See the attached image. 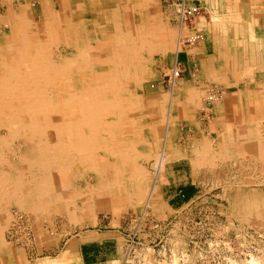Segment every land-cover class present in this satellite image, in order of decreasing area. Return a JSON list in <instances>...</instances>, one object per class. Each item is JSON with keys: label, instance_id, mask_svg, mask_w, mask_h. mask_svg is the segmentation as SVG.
Instances as JSON below:
<instances>
[{"label": "rangeland", "instance_id": "374dc122", "mask_svg": "<svg viewBox=\"0 0 264 264\" xmlns=\"http://www.w3.org/2000/svg\"><path fill=\"white\" fill-rule=\"evenodd\" d=\"M129 1L130 9L127 11L123 7L127 1L120 4L118 23H125L130 17L137 16L138 9L133 7L131 9L132 4L136 3V1ZM242 3L245 5L252 4L254 10L248 11V17L245 16V20L237 16L236 26L246 31L248 35L251 32L253 34L256 33L253 38L250 37V34L248 41L256 44L260 43L259 37L262 31H264L261 30V28L264 29V0H224L219 2L220 6L217 5L213 8V11L215 15L221 11L228 14L235 13L237 11L233 12L231 8ZM189 4L198 6L194 0H189ZM31 5L30 8L34 14V20L36 19L35 22H39L40 5L39 3H32ZM144 5V12L147 13L146 2ZM155 6L158 9L159 16L165 23V27L172 34L171 36L174 37V42L177 39L176 43L181 46L180 50L203 41L201 37L194 36L188 30L195 28V21H197L199 16L200 18L202 17L201 20H208L210 18V13L207 9L201 8L197 16L187 21L186 25L181 27L173 2L155 0ZM238 9V11L242 12V9ZM5 12L6 6L2 5L0 1V16L4 15ZM237 38H240V35ZM69 44H73V48H67V42L57 44L56 47L55 45H51L50 47L51 61L56 62L54 67L60 73L59 79H56L58 81L55 84L52 80L49 82L48 97H50V100L48 101L50 102V106L54 102L56 108L58 104L64 105L67 114L72 113L73 117L75 114L76 118L70 115L71 119L66 121L67 124L57 123L55 125L54 122L58 120V115L57 113H52L50 108L49 110L47 109L50 119L52 116L54 121H51L52 123L46 126L45 140L48 145L46 152L48 154V173H46V176L47 178L55 176L52 178L53 183L54 181L56 184L64 182L65 189L60 193V190L53 191L51 187V196L47 192L46 196H44L45 201L41 205L38 204L39 206L37 205L35 209L31 206L32 204L29 199L19 202L16 196L8 195V193L0 190V226L2 227L3 224L1 232L2 236H5L6 242L12 244L14 242L13 239L17 240L15 243H18V247L23 252V258L27 264H62V261L56 260L55 257L62 253L67 239L83 234L86 231L98 229L99 227H107L110 221L118 220L119 218L123 220L124 234L128 235L130 233L131 235L134 231H138L132 225L134 220L145 218L144 221H147L148 225L143 226V228L146 229L145 233L147 235L146 237H141L138 234L135 239L133 237V242L138 243L139 247L144 246L148 249H154L156 252L159 251L163 264H183L186 258L188 260L185 264H264V216L250 219L241 218L233 205L238 195L245 196L246 194L256 193L264 197V114L257 122L254 115L244 110L243 97L236 90L242 86V83L240 81L230 85L207 83L206 94L209 95V93L213 92L217 94V100H209V102L206 99L204 100V105L209 107L207 110L211 111L214 106H218L223 102L224 107L221 113H216L214 116L210 114L209 118L205 119H203L204 112H206L205 108H201L203 112L201 118L203 120L199 121V110L197 111V108H191L189 105H186V102L183 100L179 101L177 107H170L173 86L171 85L170 87L169 74L180 50L172 56L173 59H163L158 55L151 56V70L148 72L147 77L138 84L137 90H132L131 88H117L119 83L115 79H119L116 77L119 75L118 70L125 69L119 66L117 70L107 61L110 59L108 54L114 51L122 53V47L115 50L114 46L110 47L107 45V47L104 46L101 51L97 52L91 50L94 45L88 48L87 45ZM86 48H88L89 66L84 61L80 62V59L84 57ZM187 49L189 50V48ZM99 52L101 53L99 54ZM262 62L264 64V60ZM177 65L182 74L177 79L176 86L183 77V70L178 63ZM195 67L199 69L198 66L191 65L193 74ZM132 69L130 67V77L133 75ZM108 74L113 79L112 86L110 85L109 87L105 84V77ZM186 76H188L187 73L185 74ZM187 79L190 80L191 78L188 77ZM186 85L188 84L186 83ZM62 98H64V102H62ZM116 98L120 100L123 98L122 100L125 104L127 98L129 102L134 101L131 98H139V101L141 100L142 102L151 101L153 98H158L157 100L163 98L166 106L160 112L158 111L159 107L157 108L155 104L153 106L155 110L153 109V111L148 110L149 107L145 109L146 105L143 107L139 105L134 108L132 107L134 114L131 112L128 114L125 110L116 115V112H107L102 117V103H106L107 107V105H110L107 102H113ZM184 98H187V96H184ZM75 107H78L77 109L80 112ZM128 108L130 107H127V110ZM60 110V107H58L56 112H60ZM79 114L81 117L83 116L82 118L80 117L81 119L78 117ZM136 116H138V119ZM157 117H161L160 120L162 121L157 120ZM21 118L24 120L20 119V124L25 126L31 123V121H28L29 118L27 116L28 120L24 116H21ZM133 120H136L137 123L145 124V126L143 128L140 127L141 129L133 128L132 126H136L135 124H131ZM150 121L151 123H149ZM167 123L168 127L166 129ZM244 125L245 128H242ZM111 128L115 132V134L113 133L114 136L110 135L112 133L109 132ZM187 128L191 130L188 131ZM228 130L237 133H243V131L249 133V136L246 137L248 139L247 146L249 148L251 145V147L246 153H243V147L240 148L237 144L236 146L234 145L235 147L229 148L227 152L221 150L223 146L219 140L225 136ZM116 131H121L123 135L116 134ZM166 131L168 135L173 136L174 142L177 143L180 139L184 140L185 144L181 147L179 145V147L184 149L182 156L185 159L178 161L175 158L180 157V155L173 152L174 155L163 161L156 174V170H154V164L156 163L154 154L162 150V139ZM8 135V129L0 127V140L1 137ZM131 135H135L133 136L135 138L134 141ZM104 138H107V140H104ZM236 138L238 139V137ZM9 139L8 141H11L10 145H12V149L14 148L15 150L19 149V146H22L24 143V139L20 137ZM113 139L118 140L123 148L127 147L126 149H129L133 142L136 143L135 151L137 152H133L134 159H130L127 162L128 164H113L119 157H116V154L101 152L104 147L113 146V142L116 141ZM238 140H241V138ZM255 144H259L260 146L258 148L259 153L252 151ZM101 145L105 146L102 147ZM77 147H81L79 152H77ZM177 148L174 146V150ZM10 149L11 146L3 149L4 159H13V153L10 152ZM133 156L130 155L127 158ZM124 159L121 158V160ZM130 164H132L131 167H126V165ZM0 165H2L0 168H6L3 162ZM103 165H106V167ZM60 166L64 167L60 168ZM101 175H113L115 177L118 175L135 176L132 178L133 185L139 184L144 187L142 200L139 201L135 194L127 198V190H124V195L109 193L106 189L101 190V181L98 182V178ZM175 188L188 189L191 193L189 200L185 201L182 197L174 196L171 190ZM152 191L151 206L146 207V198ZM82 194L87 199L84 202L85 206L82 203ZM98 194H101V197ZM115 195H117L116 199H114ZM125 198L127 199L123 201ZM169 201L170 203H178L179 208H169L167 206ZM262 204L264 203L262 202ZM88 215L91 216L89 217ZM158 219L163 220V223H158ZM223 243L225 245H222ZM194 244H197L201 248L202 254L200 256L198 253L196 255L189 253ZM209 244H212V246L218 244L219 249L213 250L212 247V253L208 254L204 252L210 251L208 249ZM187 250L188 254L186 255ZM183 254L184 258H181Z\"/></svg>", "mask_w": 264, "mask_h": 264}, {"label": "bare ground", "instance_id": "6f19581e", "mask_svg": "<svg viewBox=\"0 0 264 264\" xmlns=\"http://www.w3.org/2000/svg\"><path fill=\"white\" fill-rule=\"evenodd\" d=\"M0 1L2 5L4 4L6 6V12L4 13V15L0 16V127L8 129V134H9L6 137H1L0 140V163L3 162V164H5L6 167L4 169L0 168V190L3 191L4 193H8V195L11 194L14 197L16 196L19 202H21L24 199L26 200L29 199L32 204L31 206L33 207V209H35V207H37L38 204L41 205V203L45 201L44 196H46L47 192L48 195L51 196L50 193L51 187L53 191L60 190V193L62 192V190L65 189L64 182L56 184L55 181L54 183L52 182V178H54L55 176L52 178L51 177L47 178L46 176V173H48L47 172L48 154L46 153L48 145L45 142L46 128H47L46 126L52 123L51 121H54L52 116L50 119L48 110L50 108V111H52V113H57L58 115V120L54 122L55 125L57 123L67 124L66 121L71 119L70 115H72L73 117L72 113L67 114L64 105L58 104V107H60L61 109L60 112L59 111L56 112L58 107L56 108V104L54 102H52L51 106L49 105L50 104V102L48 101L50 100V97H48L49 82L50 80H52L53 83L55 84V82L58 81L56 79H59L58 77L60 73V72L58 73L57 69L54 67L56 62L51 61L52 58L50 54L51 45H55L56 47L57 44H62L66 42L67 44L76 43L83 46L87 45L88 48H90L91 45H94L92 46L93 49L91 50H95L97 52L101 51L104 46L107 47V45L110 47L114 46L115 50L119 49V47H122L123 49L122 53L112 51L113 53L108 54V57H110V59L108 58L109 60L107 61H109L111 65H113L114 68L117 70L119 69V66L125 69V70H118L119 75L116 77L119 79H115V80H118L119 84L118 87L117 86L115 87L121 89L131 88L132 90L136 89L138 84L141 83V80H144V78L147 77L148 72L151 70V65H150L151 56L158 55L160 58L170 59L181 49V46L176 43L177 39L174 42V37L171 36L172 34L165 27V23L159 16L158 9L155 6V0H135L136 3L132 4L131 9L133 8L138 9V14L137 16L131 15L132 18L130 17L129 19H127L125 23L123 22L118 23V15H119L118 12L121 8L120 4L125 1L127 2L126 5L123 6L125 7L124 10L127 11L130 9L129 0H123V1L122 0H23V2H21V0H0ZM145 2L148 9V11L146 9L147 13H145L143 9L145 8L144 5ZM32 3L35 4L39 3L40 5V17L38 16L40 18L39 22H35L36 19L34 20L35 17L30 8L32 6L31 5ZM238 8L242 9V12L238 11L239 10ZM251 10L252 11L254 10L252 4L245 5L244 3H242L234 6V8H231V11L233 12L237 11V12L231 14V16L229 17L230 18L229 24H225L224 18L215 15L214 20L216 21V26H219L221 27V30L222 29L224 30L221 32L222 38L220 39L219 37L218 39L216 37L215 40L214 60L212 61V64L214 66L211 68L216 73L211 78L213 79L214 83H224L226 85H230L234 82L240 81L242 83V86L237 88L236 90L243 97L244 110L248 111L247 113L249 114L251 113L252 115H254V118L258 122L262 118V115L264 114V67H263L264 64L262 62L264 60V31H262V34L259 37L260 43L256 44L254 42L248 41V37L250 36V34H251L250 37L253 38L255 36L254 34L256 33L253 34V32H251L248 35L246 31L236 26L237 25L236 18H238L239 16L241 19L242 18L244 19L245 16L248 17L247 13L248 11ZM261 30L264 29L261 28ZM238 35H240V38H237ZM88 48L85 49V53L83 52L84 57L80 59V62L84 61L85 64H88L89 66L88 63L89 56L87 53ZM100 53L101 52H99V54ZM203 53L205 54V52ZM72 65L74 67L73 63ZM174 66H175V62H174ZM130 67L133 68L132 77H130L129 75ZM62 76H67V75H62ZM105 79H106L105 84L107 87H109L112 84L113 79L109 77V74L106 75ZM172 86L173 88L171 93V104H170L171 108L177 107L179 105V101L181 102L183 100L184 102H186L185 104L189 105L191 108H200V109L205 108V110L209 109V107L204 105L205 102L204 100L205 99L207 100L210 97V93L209 95L206 94L207 86L204 85L202 88H199L198 90L195 89L194 87H190L189 84L184 85L183 87H180L178 85L176 86V84ZM184 96H187V98H184ZM122 99L120 100L119 98H116V100H114L113 102L112 101L107 102L108 104H110L107 105V107L105 105L106 103H102L101 106L102 117L107 112L110 113L116 112L115 113L116 115L117 113L121 111L124 112L125 110L127 111L128 114L129 112L134 114L133 108L139 105H141V107L146 105L145 109L149 107V109L148 108L147 109L153 111L154 109L153 106L155 104L157 108L159 107L158 111L160 112L162 111L161 109H163L166 106L165 100L163 98L159 100H157L158 98L157 99L153 98V100L145 101V102H142L141 100L139 101V98L137 99L131 98L134 101L129 102L128 98L127 99L124 98L126 99V104L123 102ZM62 102H64V98H62ZM76 104L78 105L77 102ZM127 107L130 108L133 107V108L132 109L128 108L127 110ZM77 108L75 107V109ZM78 112L80 111L78 110ZM80 114L78 116L79 118L81 117ZM21 116L22 117L24 116L25 118L27 116L29 120L27 118L26 119L28 121H31V123L26 124L25 126L20 124L19 120L23 119L21 118ZM136 117L138 119V116ZM73 118H76L75 114ZM160 118L161 117H157V120H160ZM87 119H89V117H87ZM151 121L149 123H151ZM131 124L136 125V126H132L133 128H139V129H141L140 127L143 128V126H145V124L143 125L141 123H137L136 120H133ZM147 124H148V120H147ZM160 127H161V123H160ZM167 127H168V123L165 128L167 129ZM112 128L111 130H109V132H112L110 133V135L114 136L115 132L112 131ZM242 128H245V125L242 126ZM70 129L72 128L70 127ZM121 131L119 132L116 131V134L123 135ZM93 132L95 133V131ZM133 136L132 139L134 141L135 138H133ZM248 136L249 133L246 131H243V133L242 132L237 133L228 130L225 136L221 137L219 140L220 144L223 146L221 150L227 152L229 148L233 147L234 145L236 146L237 144V146H240V148L243 147V151L242 150L241 151L243 153H246V151H248L249 148L251 147L250 143H248L250 147L248 148L247 146L248 139L246 137ZM15 137H20L24 139V143L22 144V146H19V149L17 150H15L14 148L12 149V145H10L11 141H8L10 140L9 138H15ZM172 137L168 135L166 131L165 135H163V138L165 139V145L163 149L159 153L157 152L158 154L157 153L154 154L156 160L155 161L156 163L154 164L155 165L154 170H156L155 171L156 174L158 172L157 170H159V167L161 166L163 161H166L167 158L172 157L175 153H178L180 156H182L181 151H179L178 149L174 150L175 145ZM236 137H238V139L241 138V140H238ZM105 139L107 140V138H104V140ZM113 143H112L113 146L112 145L106 146L101 151V152H108L110 154H116V157H119L117 158L118 160H116V162L115 161L113 162V164H117V165H121L124 163L126 164L130 159L131 160L134 159L133 152L134 153L137 152L135 151L136 143L133 142L130 145L129 149H126L127 147L123 148V146H121L122 144L118 140L114 141ZM8 145L11 146L10 152L13 153L12 160H7L3 158V149L5 147L6 148L9 147ZM259 147H260L259 144H255L254 149L252 151L254 153H259L258 150ZM77 148H78L77 152H79L81 150V147H77ZM236 149L238 148L236 147ZM130 155H132L133 157L127 158ZM121 158H125L124 159L125 161L121 160ZM131 165L132 164L126 165V167H131ZM1 166L2 165H0V167ZM103 166L106 167V165ZM61 167L64 166H60V168ZM71 175L73 176V174ZM110 175L108 176L101 175V177L98 178L99 179L98 182L101 181L102 183V184L100 183L101 190L106 189V191L109 193H116L120 195L122 194L124 195L125 193L124 190H127L126 191L127 198L135 194L138 197L139 201L142 200L144 196V194H142L144 187L140 186L139 184L133 185L132 178H134L135 176L133 177L132 175L131 176L118 175L115 177L113 175L112 176ZM89 190L91 191V189ZM131 191L134 193H132ZM152 194L153 191L146 198V202H145L146 207L151 206L150 201L152 200L153 197ZM81 196H82L81 197L82 203L84 204L85 200L87 199H85L83 194ZM116 196L117 195L114 196L115 197L114 199H116ZM127 198L123 199V201L126 200ZM262 202L264 203V197L257 195L256 193H250V194H246L245 196L238 195L233 205L235 206L236 210L239 212L241 218L250 219V218H257L264 216V204H262ZM88 216L90 217L91 215ZM2 228H3V224L2 227L0 226V234H2L1 232Z\"/></svg>", "mask_w": 264, "mask_h": 264}, {"label": "crops", "instance_id": "0c3cea01", "mask_svg": "<svg viewBox=\"0 0 264 264\" xmlns=\"http://www.w3.org/2000/svg\"><path fill=\"white\" fill-rule=\"evenodd\" d=\"M221 1L224 0H194L195 4L197 3L198 7H204L209 11L210 18L208 19V21L201 20L202 17L200 18L199 16L197 18V21H195V28L193 30H188L189 32H192L194 36L196 35V37H201L203 41L200 40L201 42H199L198 44L194 43L193 45L188 47L189 50H187V47L183 48L178 52L176 56L175 62L180 65L181 69L183 70L184 77H182L181 81L177 83L180 87H183L187 83L191 87H194L198 90L204 85L207 86V83H214L213 79L211 78L216 73L211 68L214 66L212 64V61L214 60V44L216 37L218 39L219 37L220 39L222 38V35L220 33L224 29L221 30V27L216 26V21L214 20L215 12L213 11V8H215L217 5L220 6L219 2ZM231 14L221 11L219 12V14H216V16L224 18L225 24H229V17L231 16ZM67 48H73V46L67 44ZM203 52H205V54ZM191 65H196L199 67V69H197L196 67L194 68V74L192 72ZM186 73L188 74V76L185 77ZM188 77L191 79L188 80ZM223 107L224 102L222 104H219L218 106H214L211 111L205 110L206 112H204L205 115L203 119L209 118L208 116L210 114L214 116L216 115V113H221ZM196 110H199V121H202V109L197 108ZM187 129L188 131L191 130L189 128ZM163 139L162 149L165 145V139ZM183 144H185V142L182 139H180L177 143L174 142V145L178 147L177 149H180L179 151L181 152H184V149L180 148L181 146H183ZM175 159L180 161L184 160L185 158L184 156H180ZM184 191H188V189L175 188L171 190L174 196L182 197L183 199H185V201H187L189 200V197L185 198ZM167 206L171 209L179 208L178 203H170V201L167 203ZM162 221L158 219V223L162 224ZM146 225H148L146 222H141V227L139 228V235L141 237H146L147 235V233H145L146 229L143 228V226ZM13 240L14 242H12V244H9V242H6L5 236H2V234H0V264H27L23 258V252L18 247V243H15L17 240ZM125 241L126 239L123 231V220L119 218L118 220L110 221L107 227H99L98 229L86 231L83 234L76 235L75 237L67 239L62 253L58 254L55 259L61 260L62 264H125ZM141 251L145 253V259L137 262V264H163V260L160 257L159 251L156 252L154 249L150 248L141 249Z\"/></svg>", "mask_w": 264, "mask_h": 264}, {"label": "built area", "instance_id": "2783aa9c", "mask_svg": "<svg viewBox=\"0 0 264 264\" xmlns=\"http://www.w3.org/2000/svg\"><path fill=\"white\" fill-rule=\"evenodd\" d=\"M173 2V4L176 7V12H177V16H178V21L180 23V25L183 27L186 25L187 21H189L190 19H192L193 17L197 16L200 11L201 8L198 6H194L192 4H189V0H168ZM181 70L178 67L177 63H175V66H173V68L170 71L169 74V83H170V87L171 85L175 84V81L181 77ZM217 100V94L216 93H210V97L206 100ZM145 218H137L136 220H134V222L132 223L134 229L136 228L138 231H134L131 235L130 233L128 235H125V260L124 263L125 264H137V262L142 261L143 259H145V253L143 251H141V249H146L144 246L143 247H139L138 243L136 244L135 242H133V237L135 239V237H137V235L139 234V228L141 227V222H146L144 221ZM152 224V223H151ZM223 242V241H222ZM222 245H225V243H223ZM213 250H217L219 249L218 244H215L214 246H212V244H209L208 249L210 251H204L208 254L212 253V248ZM189 253H193V255H196V253H198V255L200 256L202 254V250L201 248H199V246H197V244H194L193 248L189 251ZM188 254V250L186 255ZM181 258H184V254L181 256ZM187 258L185 259V261H183V264H185L187 262Z\"/></svg>", "mask_w": 264, "mask_h": 264}, {"label": "trees", "instance_id": "16d2710c", "mask_svg": "<svg viewBox=\"0 0 264 264\" xmlns=\"http://www.w3.org/2000/svg\"><path fill=\"white\" fill-rule=\"evenodd\" d=\"M185 192V198H188V197H190V191L188 190V191H184Z\"/></svg>", "mask_w": 264, "mask_h": 264}]
</instances>
